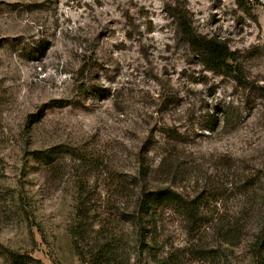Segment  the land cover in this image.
<instances>
[{
	"label": "rangeland",
	"instance_id": "1",
	"mask_svg": "<svg viewBox=\"0 0 264 264\" xmlns=\"http://www.w3.org/2000/svg\"><path fill=\"white\" fill-rule=\"evenodd\" d=\"M141 184L177 199L146 238ZM263 226L264 0H0V264H261Z\"/></svg>",
	"mask_w": 264,
	"mask_h": 264
},
{
	"label": "trees",
	"instance_id": "2",
	"mask_svg": "<svg viewBox=\"0 0 264 264\" xmlns=\"http://www.w3.org/2000/svg\"><path fill=\"white\" fill-rule=\"evenodd\" d=\"M173 16L179 20V26L181 31L188 39L193 50L199 54L202 58L204 65L217 73L234 74V71H239L238 66H234L232 62L236 61L235 53L230 49L229 45L222 42L215 37H208L197 34L190 23L189 19L183 13H178L177 9L172 10ZM217 119H214V124ZM213 128V126H210ZM138 196L133 209V221L140 225L139 233L142 238L148 237L150 233L149 221L150 217H153V213L166 201L177 202V199L173 197V192L170 190H148L141 184ZM134 222V223H135ZM75 236L81 239L84 236L85 229L75 228ZM258 238L262 243L260 249V255L264 256V226L258 234ZM112 239V238H111ZM84 241V240H83ZM145 243V241H144ZM96 251L91 258V264H96L94 261H98L99 264H119V261H123L124 257L119 252V249L112 244L111 240L98 241L95 245ZM11 257L14 264H30L37 260L29 255L20 254L14 250L6 248L5 250ZM93 260V261H92ZM160 263H163L160 261ZM264 264V261L261 262Z\"/></svg>",
	"mask_w": 264,
	"mask_h": 264
}]
</instances>
